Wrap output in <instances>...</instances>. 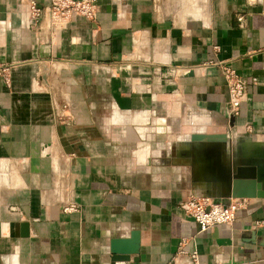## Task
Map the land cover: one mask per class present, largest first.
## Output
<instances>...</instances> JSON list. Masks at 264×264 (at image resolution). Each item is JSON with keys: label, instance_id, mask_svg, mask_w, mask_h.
<instances>
[{"label": "crops", "instance_id": "0c3cea01", "mask_svg": "<svg viewBox=\"0 0 264 264\" xmlns=\"http://www.w3.org/2000/svg\"><path fill=\"white\" fill-rule=\"evenodd\" d=\"M95 1L93 19L53 31L25 0H0V264H193L192 250L264 264V196L203 230L178 208L231 198L226 158L191 133L224 132L231 161L264 155L261 1ZM222 64L244 80L235 115ZM130 232L135 250L112 259L110 240L129 248Z\"/></svg>", "mask_w": 264, "mask_h": 264}, {"label": "built area", "instance_id": "2783aa9c", "mask_svg": "<svg viewBox=\"0 0 264 264\" xmlns=\"http://www.w3.org/2000/svg\"><path fill=\"white\" fill-rule=\"evenodd\" d=\"M260 1L261 11L264 13V0ZM25 5L28 14L35 21L45 13L53 31L62 28L72 15L93 19L97 10L95 0H48L45 6L38 5L35 0H25ZM220 70L226 86L227 112L229 115H235L238 113L240 102L245 98L244 80L229 64H222ZM4 79L7 81V76H4ZM62 107L65 108V104ZM64 116L58 113L60 120L66 118ZM242 201L236 197L222 202L208 195H189L178 202V208L198 224L199 230H203L213 223H230ZM183 242L184 238H181L179 244ZM178 252L183 254L185 250L180 246ZM195 253V250L190 252L193 264H202L197 261Z\"/></svg>", "mask_w": 264, "mask_h": 264}, {"label": "water", "instance_id": "95a60500", "mask_svg": "<svg viewBox=\"0 0 264 264\" xmlns=\"http://www.w3.org/2000/svg\"><path fill=\"white\" fill-rule=\"evenodd\" d=\"M232 117H230V122ZM226 140V134L221 133H191L189 135V141L202 144L203 142L214 144L218 147L219 158L222 155L224 160V168L222 175L220 176L219 193L221 197H263L264 196V155L259 156L255 152H244L241 150L236 153V156L232 157L223 152L225 148L224 143ZM187 152L191 154V157L195 154V148H192ZM223 149V150H222ZM228 199V198H226ZM23 231V235L27 233L26 222L20 223ZM130 232L129 241L132 243L129 248L125 246L126 238H112L110 240V251L112 253V259H125L127 253L133 252L136 247V242ZM134 243V244H133Z\"/></svg>", "mask_w": 264, "mask_h": 264}, {"label": "rangeland", "instance_id": "374dc122", "mask_svg": "<svg viewBox=\"0 0 264 264\" xmlns=\"http://www.w3.org/2000/svg\"><path fill=\"white\" fill-rule=\"evenodd\" d=\"M195 196H197V195H195Z\"/></svg>", "mask_w": 264, "mask_h": 264}]
</instances>
